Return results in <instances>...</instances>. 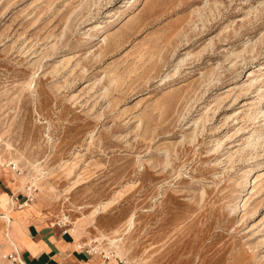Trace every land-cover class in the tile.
Returning a JSON list of instances; mask_svg holds the SVG:
<instances>
[{"label": "rangeland", "instance_id": "374dc122", "mask_svg": "<svg viewBox=\"0 0 264 264\" xmlns=\"http://www.w3.org/2000/svg\"><path fill=\"white\" fill-rule=\"evenodd\" d=\"M29 220L264 264V0H0V264Z\"/></svg>", "mask_w": 264, "mask_h": 264}, {"label": "crops", "instance_id": "0c3cea01", "mask_svg": "<svg viewBox=\"0 0 264 264\" xmlns=\"http://www.w3.org/2000/svg\"><path fill=\"white\" fill-rule=\"evenodd\" d=\"M73 233L62 226L29 220L19 241L20 256L28 264H97L99 257L86 253Z\"/></svg>", "mask_w": 264, "mask_h": 264}, {"label": "built area", "instance_id": "2783aa9c", "mask_svg": "<svg viewBox=\"0 0 264 264\" xmlns=\"http://www.w3.org/2000/svg\"><path fill=\"white\" fill-rule=\"evenodd\" d=\"M12 169L16 170L17 168L13 165ZM18 173H21V171H17ZM15 200H18L17 197H15ZM20 205V204H19ZM67 223H69L67 220L58 222V225L64 227L63 233H66L69 229L67 228ZM121 241H116L114 245L107 246L105 248H102L99 244H95L92 247H81L86 253L88 254H94L99 257V262L97 264H121L125 261V258L123 255L119 254L117 252L118 247L121 246ZM12 261L18 263V264H28L21 256L19 251H13L9 254Z\"/></svg>", "mask_w": 264, "mask_h": 264}, {"label": "bare ground", "instance_id": "6f19581e", "mask_svg": "<svg viewBox=\"0 0 264 264\" xmlns=\"http://www.w3.org/2000/svg\"><path fill=\"white\" fill-rule=\"evenodd\" d=\"M9 217V216H8ZM9 219V218H8Z\"/></svg>", "mask_w": 264, "mask_h": 264}]
</instances>
